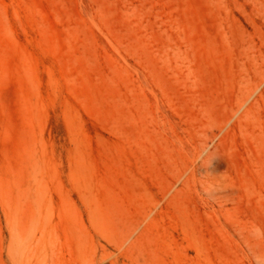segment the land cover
<instances>
[{
  "label": "rangeland",
  "instance_id": "1",
  "mask_svg": "<svg viewBox=\"0 0 264 264\" xmlns=\"http://www.w3.org/2000/svg\"><path fill=\"white\" fill-rule=\"evenodd\" d=\"M0 264H264V0H0Z\"/></svg>",
  "mask_w": 264,
  "mask_h": 264
}]
</instances>
